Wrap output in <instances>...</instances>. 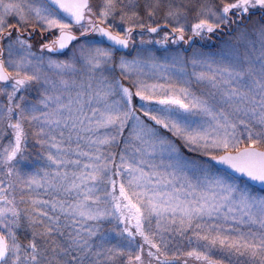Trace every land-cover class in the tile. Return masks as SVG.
<instances>
[{
  "label": "snow or ice",
  "instance_id": "6c2138e0",
  "mask_svg": "<svg viewBox=\"0 0 264 264\" xmlns=\"http://www.w3.org/2000/svg\"><path fill=\"white\" fill-rule=\"evenodd\" d=\"M0 264H264V0H0Z\"/></svg>",
  "mask_w": 264,
  "mask_h": 264
}]
</instances>
